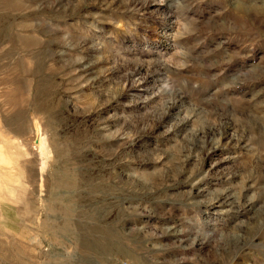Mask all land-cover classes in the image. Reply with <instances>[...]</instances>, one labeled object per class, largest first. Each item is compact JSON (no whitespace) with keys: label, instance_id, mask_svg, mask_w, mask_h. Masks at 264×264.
<instances>
[{"label":"rangeland","instance_id":"obj_1","mask_svg":"<svg viewBox=\"0 0 264 264\" xmlns=\"http://www.w3.org/2000/svg\"><path fill=\"white\" fill-rule=\"evenodd\" d=\"M0 264H264V0H0Z\"/></svg>","mask_w":264,"mask_h":264}]
</instances>
